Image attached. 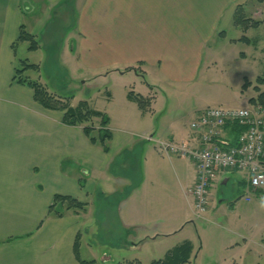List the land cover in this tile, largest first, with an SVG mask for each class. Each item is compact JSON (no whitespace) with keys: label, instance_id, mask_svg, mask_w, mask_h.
<instances>
[{"label":"crops","instance_id":"0c3cea01","mask_svg":"<svg viewBox=\"0 0 264 264\" xmlns=\"http://www.w3.org/2000/svg\"><path fill=\"white\" fill-rule=\"evenodd\" d=\"M245 1L0 0V264H81L74 250L77 235L81 259L102 264L90 241L98 237L101 225L99 217L90 218L95 201L102 206V219L109 213L110 251H126L130 258L125 260H141L139 255L149 244L154 255L156 250L163 253L154 259H162L170 249L190 240V264L205 250L210 254L217 250L219 255L208 264H239L237 256L247 238L241 243L238 233L221 229L224 224L216 213L226 208L225 199L215 203L213 190L217 184L232 183L234 192H245L246 172H220L214 181L202 218L217 228L205 230L204 239L192 231L184 235L189 222L194 223L190 192L196 181L194 163L160 152L140 135L152 133L198 144V133L190 123L205 107L184 122L172 105H156L163 96L157 90L190 87L204 78L209 56L215 52L209 44L235 24L234 14ZM61 21L60 27L68 33L57 55L60 63L84 77L109 73L112 137L108 151L98 140H90L84 124H66L63 111L43 107L31 87L13 81L21 27L34 38L42 34L53 39L52 29L60 28ZM245 37L231 41L248 47L255 44ZM252 55L249 50L239 51L235 75L242 93L238 107L253 106L250 99L257 97L259 89L264 91V84L257 82L262 76L251 77L241 69V62ZM110 80L118 85L116 92ZM133 84L141 90L136 92ZM130 91L151 99L147 110L128 97ZM94 126L92 134L97 136L101 126ZM237 133L228 126L224 138L233 143ZM56 194L86 202L87 210L69 211L62 217L49 214ZM252 194L264 196V190ZM117 237L122 240H111Z\"/></svg>","mask_w":264,"mask_h":264},{"label":"rangeland","instance_id":"374dc122","mask_svg":"<svg viewBox=\"0 0 264 264\" xmlns=\"http://www.w3.org/2000/svg\"><path fill=\"white\" fill-rule=\"evenodd\" d=\"M241 7L245 18H251L252 22L261 21V23L246 30L241 25L230 24L218 41L209 44V48L215 50V52L209 56L210 68L205 71L204 78L200 77L197 83L190 87L176 85L157 90V93L163 94V96L156 105H172L173 111H178V117L184 122H190L195 117V112L206 106L238 107L237 105H240L239 100L242 92L237 84L238 75H235L240 50H249V53L253 54L250 60L241 62V69L245 68L248 76L264 77V52L262 51L264 49V0H247ZM56 16L55 13L54 19H56ZM27 22L28 19L26 18L25 23ZM62 23L63 21L57 25L60 27ZM53 25L54 22H51L49 29ZM51 33L55 34L53 39H46L42 34L35 37L38 42L36 49L29 48V41L18 42L16 48L17 67L23 68L25 66L24 61L29 64H37V68H28L24 74L42 83L49 93L70 101L72 105H78L81 101H86L92 109L102 111L109 116V91H111L109 73L104 71L84 77L80 76V71L75 68L70 71L57 58L60 49L62 50L63 38L68 33V29L66 27H53ZM246 35L255 43L251 47L243 42L234 44L231 41L233 38L245 37ZM242 39H246V37ZM110 83L114 86L116 92L118 85L112 83L111 80ZM132 88L136 92L141 90L138 85L134 84ZM120 105L122 104L120 103ZM262 106L264 107V105ZM100 120V118L95 117L89 122V125L98 124L100 126ZM233 188L232 183H221L217 184L213 190L215 203L220 202L222 198L225 199L224 205L226 208L216 213L217 218L224 224L221 229L225 231L230 228L233 232L238 233L239 236L236 237L241 243H244V237L247 238L248 243L237 256L239 264H264V196L250 194L251 200H247L245 192H234ZM228 202L235 203V207L232 208ZM101 207L98 201L91 204L93 210L90 216L91 219L94 217L101 219L98 237L90 239L95 246L92 248V252H94L98 263L116 264L118 262V264H121L123 262L129 264V262L140 261L142 263L143 261L144 264H150V261L154 258L163 256V253L158 250L154 255L152 244H149L140 253L139 257L142 261L135 260L137 258L125 260L130 258L126 251L118 254L110 251L109 213H106L108 214L107 218L102 219ZM212 210L213 207L210 208V212ZM192 218L194 223L189 222L190 224L184 231V235L190 234L192 231V234H197L204 239L205 230L217 228L201 217L194 215ZM226 232L229 234V231ZM116 239L118 241L122 240L120 237L111 240L116 241ZM116 246L120 245L117 244ZM104 252L105 258L108 256L107 261L102 259ZM123 253L127 255L124 257L121 255L122 258L119 257ZM217 256H219L217 250L213 251L212 254L205 250L200 253L197 260L193 259L191 264H208L212 258Z\"/></svg>","mask_w":264,"mask_h":264},{"label":"built area","instance_id":"2783aa9c","mask_svg":"<svg viewBox=\"0 0 264 264\" xmlns=\"http://www.w3.org/2000/svg\"><path fill=\"white\" fill-rule=\"evenodd\" d=\"M232 126L238 132L235 142L223 138L224 129ZM198 133V144L156 138L145 134L143 139L155 143L167 155L189 158L196 170V181L190 192L195 215L202 217L208 209L210 190L220 172L239 169L248 176L245 198L264 190V107L209 106L191 123ZM223 140V141H222Z\"/></svg>","mask_w":264,"mask_h":264},{"label":"trees","instance_id":"16d2710c","mask_svg":"<svg viewBox=\"0 0 264 264\" xmlns=\"http://www.w3.org/2000/svg\"><path fill=\"white\" fill-rule=\"evenodd\" d=\"M242 7L239 6L235 13V24L241 25L244 30L252 26H258L261 21H251V18L244 16V11L241 10ZM245 38V37H242ZM17 40L29 41L30 49H36L38 47V42L35 40L34 36L21 27L19 36ZM25 66L23 68H16L15 74L13 76V81L25 84L34 90V98L43 107L60 110L64 112L63 120L68 125H82L84 124V131L91 141L99 143L103 146L105 151L109 150L108 141L112 137V133L108 128L109 116L99 110L92 109L86 101H81L78 105H72L70 101L64 100L60 97L54 96L52 93L48 92V89L39 81L30 79L24 73L28 68H37V64H29L24 61ZM258 84H264V77H258ZM258 88V87H256ZM128 97L134 100L141 109L147 110L150 105V98H145L140 94H136L133 91L128 93ZM254 103H260L264 105V91L261 92L259 89V94L256 98L250 99ZM95 117L100 118V128L98 129V135L94 136L93 130L95 127L89 125V122ZM87 210V203L78 200L77 198L70 195L56 194L54 196L53 202L49 206V214H54L55 216L62 217L69 211L75 213L85 212ZM75 255L81 264H94L95 260H83L80 257V237H76L74 245ZM193 250V244L190 240H186L183 243L176 245L170 249L164 258L154 259L151 264H190L191 254ZM129 264H142L140 261L129 262Z\"/></svg>","mask_w":264,"mask_h":264}]
</instances>
